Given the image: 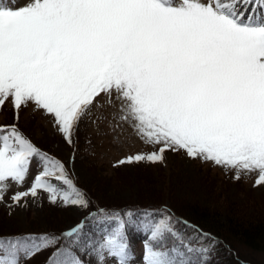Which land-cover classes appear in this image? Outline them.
I'll return each instance as SVG.
<instances>
[{"label": "snow or ice", "instance_id": "obj_1", "mask_svg": "<svg viewBox=\"0 0 264 264\" xmlns=\"http://www.w3.org/2000/svg\"><path fill=\"white\" fill-rule=\"evenodd\" d=\"M101 93L109 103L115 94L120 119L159 146L119 163H163L166 151L183 150L236 179L257 171L264 185V0H0V108L11 97L14 109L0 124V203L35 160L42 171L7 207L43 191L53 204L89 208L65 163L20 130V110L34 103L73 145ZM130 227L145 236L142 264H212L221 243L170 210L99 209L60 234L0 236V264L44 251L47 264H85L81 252L95 264H133Z\"/></svg>", "mask_w": 264, "mask_h": 264}, {"label": "rangeland", "instance_id": "obj_2", "mask_svg": "<svg viewBox=\"0 0 264 264\" xmlns=\"http://www.w3.org/2000/svg\"><path fill=\"white\" fill-rule=\"evenodd\" d=\"M97 101L100 106L93 109L91 117L83 122L79 131L75 133L73 145L67 144L58 133L52 117L45 115L44 110L38 109L32 102H29L27 107L21 106L19 128L44 152L64 162L72 175L80 179H90L91 175L88 173L93 171L94 177L105 178L104 183L116 188L115 192L119 191V196L127 202L134 200L136 193L140 194L146 187L148 190H162L164 194L169 190V193L170 191L174 193L176 198H184L190 203L199 200L204 206L208 204L203 190L206 186L214 187L221 195V200H227L228 203H238L246 199L264 201V185L257 186L259 178L257 171H242L238 181H229L226 176L235 178V169H226L199 158L192 159L183 150L166 151L163 163H119L129 156L155 152L159 146L145 144L135 132L134 122L120 119L123 102L118 100L115 94L111 97L110 103L109 98L103 93L96 97L94 103ZM13 116L14 109L9 97L0 108V124H11ZM85 151L88 152L87 155ZM40 171L42 168L34 160L30 166L29 176L22 186L9 182L10 189L5 196L6 203H0V236L50 233L54 231H48L52 229L53 223L58 224L55 231L60 234L62 230L64 232L75 227L73 225L78 220L77 223H80L85 219L86 209L70 206L66 207L65 213H60L62 209L60 207L63 205L59 201L56 204L51 203L48 194L43 191H39L36 198L25 197L22 201L24 207L12 209L7 207V204L12 203V195L30 189L35 176ZM170 198H173L171 194ZM10 211L11 215H9ZM164 211L168 210L148 209L145 212L159 218ZM50 213L61 215H57L59 218L55 221L47 217ZM132 232L139 240L133 250V264H142L145 248L142 241L145 236L136 229ZM50 255V251L41 252L25 264H47ZM106 264H116V262L107 259Z\"/></svg>", "mask_w": 264, "mask_h": 264}, {"label": "trees", "instance_id": "obj_3", "mask_svg": "<svg viewBox=\"0 0 264 264\" xmlns=\"http://www.w3.org/2000/svg\"><path fill=\"white\" fill-rule=\"evenodd\" d=\"M35 145L40 148L37 144ZM84 153L88 154L87 151ZM88 174L91 175L90 179H80L76 175H72L78 188L86 193L90 200V206L86 209L85 217L90 212H97L99 209L119 213L133 212L143 216L148 209L157 210L168 207L192 225H196L204 232L211 233L218 238L221 243L218 251L211 257L212 264H264V201L246 199L238 203H228L227 200H221V195L214 187L206 186L204 189L202 188L208 203L204 206L200 204L199 200L190 203L184 198H176L174 193L171 191L169 193V190H167V194H164L162 190H148L146 187L140 194L136 193L134 200L127 202L119 196V191H117L118 193L115 192L116 188L104 183L105 178L94 177L93 171ZM229 176H226L227 180L238 181L233 176ZM170 194L173 198H170ZM60 208H62L60 213L67 211L66 207L61 206ZM57 215L50 213L47 217L57 221L59 218ZM57 226L58 224L53 223L52 229L48 231L54 230L51 232L56 233ZM133 229L135 231L134 227H130L127 232L130 245L134 250L139 240L132 232ZM184 231L187 232L190 229L184 228ZM142 242L145 244V239ZM80 255L85 264H95L93 255L83 252Z\"/></svg>", "mask_w": 264, "mask_h": 264}]
</instances>
